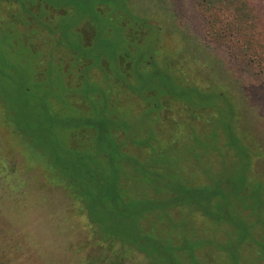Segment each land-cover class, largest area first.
Segmentation results:
<instances>
[{
  "label": "trees",
  "instance_id": "obj_1",
  "mask_svg": "<svg viewBox=\"0 0 264 264\" xmlns=\"http://www.w3.org/2000/svg\"><path fill=\"white\" fill-rule=\"evenodd\" d=\"M25 1L0 0V7L18 3L31 11ZM120 1L127 8L112 10V20L120 26L116 37L144 42L140 32L147 28L138 16L143 9L136 5L134 12L127 1ZM42 5L47 12L41 20L54 32L49 24L53 14L66 15L70 5H55L53 0ZM162 7L173 29L172 49L167 51V45L155 39L157 44L149 45L148 53L137 46L114 60L95 50L84 58L80 55L90 68L85 72L81 64L75 68L67 76L68 87L75 81L79 89L84 87L78 107L92 111L73 124L60 120L67 139L62 147L57 134L49 137L42 124L29 130L17 123L16 137L10 139L18 145L10 142V151L21 152L26 169L39 172V178L32 174L28 178L59 187L69 198L70 213L87 230L78 249H87L82 264H264V0H169L168 7ZM100 20L105 28L111 26L109 20L95 18L74 28L81 49L91 45ZM207 21L222 39L205 32ZM155 28L148 40L161 36ZM104 37L99 40L108 45ZM45 38L38 41L50 49L63 46L68 58L79 53L68 40L66 46ZM101 71L107 75L100 77L112 79L115 93L93 86L90 72ZM91 92L102 103L97 108L92 107ZM124 92L141 99L134 115L141 112L152 122L143 134L119 111L127 99ZM222 105L228 106L229 116L219 129H209L206 135L194 132L195 146L204 143L198 136L208 142L202 151L188 150L176 162L163 156L175 141L172 126L183 117L195 124L208 121V126ZM180 110L186 116L181 117ZM157 139L167 142L155 163H148ZM211 154L213 158L207 159ZM8 155L0 141L1 184L18 173ZM233 159L237 166L224 173L222 165ZM195 161L198 168L189 174L184 166ZM165 171L169 175L162 174ZM14 181L25 198L43 203L45 197L33 191L28 179ZM124 187L144 193L123 195ZM188 219L187 225L183 223ZM11 248L0 242V264H6L5 251Z\"/></svg>",
  "mask_w": 264,
  "mask_h": 264
},
{
  "label": "rangeland",
  "instance_id": "obj_2",
  "mask_svg": "<svg viewBox=\"0 0 264 264\" xmlns=\"http://www.w3.org/2000/svg\"><path fill=\"white\" fill-rule=\"evenodd\" d=\"M53 1L55 5L57 3L59 5L64 3L70 5L66 15L53 14L54 16L49 24L55 27L54 32L47 30V23L41 20V16H46L45 13L47 12V8L42 3H49V0H26L25 8L28 5L32 12H26L27 9L23 10L21 4L18 3H4L0 7L3 10V13L0 12V141L3 151L6 154L9 153L8 163L14 166L16 172H18L14 174L13 178L4 181L3 184L0 183V242L6 241L12 245L11 252L10 250L5 251L6 264H82L87 253V249H84V251L78 250L81 242L85 240L87 230L82 228L79 218L73 212L70 213L69 198L59 187L37 181L36 179L40 177L39 172L36 169H26V166L22 164L23 155L21 152L10 151V142L11 145H18V141L14 140L18 132L17 123L29 130H33V128L42 124L49 137H52L54 133L57 134V140L61 141L62 147L64 146L63 141L66 142L67 139L65 138L66 134L59 126L60 120L65 124H73L77 121V117L86 116L92 111L89 108L78 107L81 102L80 94H83L81 90L84 87L79 89L80 87L77 86L78 82L76 81L75 85L68 87L70 84L67 76L72 74L75 68L77 69L82 65L83 72L86 71L85 69L90 68L82 57L84 58L88 52L95 50L97 53L105 52L114 60L118 55L125 52L129 53L131 48H137V46L148 53L151 50L149 45H156L159 42L162 46L167 45L166 47L169 48L167 51L173 47H170V44L173 43V29L169 26L168 15L162 10V6L168 7L169 0H125L127 4L134 7L132 11L137 10L136 5L143 9V11H137L139 12L138 16L145 21V27L147 28L146 33L145 31L140 32V34L143 33L140 38L144 39V42L116 37V32L120 26L116 20H112V10L119 8L120 5L124 9L127 8L123 1ZM160 2L163 5H160ZM97 8L102 13L100 11L96 12ZM95 18L109 20L111 26L105 28L104 21L100 20V28L94 30L91 45L81 49L82 45L78 38L76 40L78 33H75L74 28L79 26L85 19ZM209 24L207 21L205 32L211 37L218 35L222 39V34L220 35L217 27L210 24L211 28H209ZM129 25H131L130 21H128L126 27L128 28ZM153 27L160 31L161 36L159 38L150 37L148 40V37L153 33ZM57 31L61 37L56 34ZM48 36L53 41L57 42L59 40L61 44L63 43L66 46L68 40L69 43L73 44V49L79 53H76L74 58H68L67 55L63 54L65 52L63 46L59 49H50L45 45V42L38 41L39 38L46 39L45 37ZM101 37L108 40V45H105L102 39L99 40ZM55 49L58 50L55 51ZM230 63H232V67L236 66V61L231 60ZM101 72H94L92 75L90 72V79L94 81L93 86L105 90L106 93H109V91L115 93L117 89L111 83L112 79H103L107 74ZM100 75H103V77H100ZM132 82H135V79ZM110 84L113 85L110 86ZM3 91H5V94ZM75 91L78 93H75ZM123 94L127 95V99L120 105L122 107L119 111L123 112L124 119L131 122L133 127L135 126L141 132H144V129L149 127L152 122H149L148 119L145 121V115L141 112L134 115V111H137L139 104L142 103L141 99L130 92H124ZM94 95L91 92L88 96L92 99V107L97 108L102 103H99L101 102L100 99H95ZM222 107H225V109ZM226 108L228 109V106L222 105L219 107L214 112V115L218 114L219 116H211L212 122L210 120L211 123L208 126H206L208 121H205V124H195L187 121L188 119L186 120L183 117V115L186 116V113L180 110V115L183 118L170 128L174 135L171 134L175 136L174 144L165 150L166 154L163 156L168 157L170 162H176L184 159V155L189 154L188 150L197 147L196 149L200 151L208 142L205 138L202 139L201 136L197 135L200 140L199 143H204L203 146H195L194 132L206 135L209 129V131L219 129L223 120L229 116V109L226 110ZM18 118L19 122H16ZM142 122H145L144 125H142ZM262 127L264 132V126L262 125ZM13 136L14 138L10 139ZM138 137L141 138L142 135L138 134ZM159 139L153 142L155 151L149 158L148 163H151V161L155 163L159 156L158 152L163 149V145L167 142ZM209 158L212 159L213 155H208L207 159ZM32 164L34 163L32 162ZM197 164L199 163L196 161L190 162L184 168L186 172L191 174L198 168ZM235 165L237 166V159L235 162L234 159L229 160L222 165L221 169L224 173H230ZM124 167H121L123 172L132 175ZM157 169L158 171L161 170L160 167ZM31 174L36 175L35 180L28 178ZM162 174L169 175L168 171L162 172ZM21 177L29 180V185L31 188L33 187V191L38 193L37 195L40 194V196L45 197L43 203H41L42 205L32 203L25 198L20 189L16 188L17 182L14 180ZM30 192L32 191H29L28 194ZM121 193L123 195L134 194L138 196L143 195L144 192L124 187L121 189ZM150 193L152 192L147 191V194L150 195ZM188 222L189 219L183 223L187 225Z\"/></svg>",
  "mask_w": 264,
  "mask_h": 264
}]
</instances>
